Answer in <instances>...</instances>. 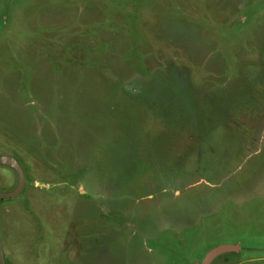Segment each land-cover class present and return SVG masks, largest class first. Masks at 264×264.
Here are the masks:
<instances>
[{
    "label": "rangeland",
    "instance_id": "374dc122",
    "mask_svg": "<svg viewBox=\"0 0 264 264\" xmlns=\"http://www.w3.org/2000/svg\"><path fill=\"white\" fill-rule=\"evenodd\" d=\"M0 154L6 264H264V0H0Z\"/></svg>",
    "mask_w": 264,
    "mask_h": 264
},
{
    "label": "water",
    "instance_id": "95a60500",
    "mask_svg": "<svg viewBox=\"0 0 264 264\" xmlns=\"http://www.w3.org/2000/svg\"><path fill=\"white\" fill-rule=\"evenodd\" d=\"M0 164L9 166L13 168L17 175V182L13 188L7 191H0V197H7V196H14L17 194L24 182V176L22 173V169L17 162V160L9 155V154H0ZM237 249V244L235 243H219L217 245H214L213 247L209 248L204 255L202 256L199 264H208L211 259L216 256L220 252L224 251H230ZM0 264H6L3 256V251L0 243Z\"/></svg>",
    "mask_w": 264,
    "mask_h": 264
},
{
    "label": "flooded vegetation",
    "instance_id": "af4514ba",
    "mask_svg": "<svg viewBox=\"0 0 264 264\" xmlns=\"http://www.w3.org/2000/svg\"><path fill=\"white\" fill-rule=\"evenodd\" d=\"M145 196H146V198H149V197H151L152 195H150V194H146Z\"/></svg>",
    "mask_w": 264,
    "mask_h": 264
}]
</instances>
